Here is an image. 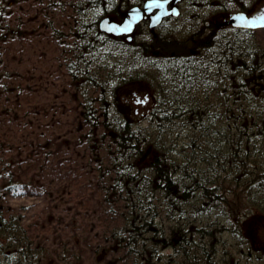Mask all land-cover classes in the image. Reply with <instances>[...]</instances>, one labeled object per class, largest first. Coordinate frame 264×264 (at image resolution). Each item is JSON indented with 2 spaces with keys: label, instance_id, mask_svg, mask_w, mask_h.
Here are the masks:
<instances>
[{
  "label": "flooded vegetation",
  "instance_id": "af4514ba",
  "mask_svg": "<svg viewBox=\"0 0 264 264\" xmlns=\"http://www.w3.org/2000/svg\"><path fill=\"white\" fill-rule=\"evenodd\" d=\"M147 1L99 0L98 9L103 10L102 19L108 18L122 25L131 18L130 9H143ZM159 1V4L147 9L131 33L116 34L107 29L100 31L101 18L96 22V31L101 34L99 36L105 35L112 45H121L125 49L134 45L138 50L146 51L151 64V73H147L153 72L152 81L146 80V92L140 93L134 89L136 83L130 84V88L135 90L132 94L125 90L130 85L119 86L110 105L118 106L117 110L125 113V119L131 123L139 120L128 117V112L142 115L143 120L149 123L156 107L158 111L164 110L160 107L165 103L164 100L181 101L180 132L185 136L182 135L180 141L188 144V135L197 130L198 137L199 134L203 136L200 139L197 137L200 146L205 143H223L218 136L219 132H224L222 118L232 119L234 128L228 136L227 150L229 156L234 158L231 167H239V172L234 176V168H231L233 182L227 181L225 196H215L212 200L195 198L198 185H190V188L186 184L182 186L178 192V199L183 200L178 205L180 220L188 214L189 207L193 208L191 214L195 211L206 212L185 224V230L190 225V230H203V235L199 231L196 237L185 232L182 236L186 240L196 238L199 241V253L212 256L211 264H264V50L259 34L264 26L237 27L229 22L236 13H242L249 19L262 16L264 1ZM102 42L105 41L96 40V44L102 45ZM234 45L242 48L238 54L227 49ZM222 48L225 49L220 57ZM168 62L177 64V68L184 72L185 68L196 72L191 92L183 91L188 89L184 82L189 75L184 79L175 77V67ZM189 66L192 67L189 69ZM250 66H255L256 70L251 72ZM159 69L161 74L158 76L165 77V81L170 84L178 80L182 88L181 91L176 90L172 99L173 88L164 87L156 81ZM242 69L245 70L243 74ZM120 92L124 102L119 97ZM140 94L144 99L140 98ZM192 98L193 104H187ZM104 104L107 105V102ZM184 108L194 111L197 117L195 124L190 120L183 124L186 117ZM173 109L176 111L178 108ZM255 112L261 113L259 120H254ZM207 127L209 129L205 130ZM198 171L196 169V175ZM189 194L192 195L191 200ZM207 232L210 234L207 235ZM163 236L158 238L162 242L166 240L165 234ZM157 249L152 247L151 251H146V258L140 251L132 253L131 264H159L155 261L157 252L153 251ZM162 250L169 252L167 248ZM120 253L121 249H116L114 256L109 258L108 253L104 252L94 264H122ZM161 264H168V260Z\"/></svg>",
  "mask_w": 264,
  "mask_h": 264
},
{
  "label": "trees",
  "instance_id": "16d2710c",
  "mask_svg": "<svg viewBox=\"0 0 264 264\" xmlns=\"http://www.w3.org/2000/svg\"><path fill=\"white\" fill-rule=\"evenodd\" d=\"M74 1L75 4H72L71 8L77 16V22L73 25L72 30L75 40L76 38L79 39L76 42V51L80 52L76 61L85 63L84 66L83 64L81 66L80 62H70L71 64L69 63L67 67L68 74L77 83L76 92L72 94V99L76 103L75 108L79 115L78 132L80 135H78V140L84 146L86 145L88 152H90L89 156L88 154L84 155L85 166L96 169L101 175L98 183L105 193V199L109 204V212L112 217L108 219V224L103 225V232L100 231L99 233L104 237L102 242L98 240L90 245L89 241H85L84 244H79L76 241L71 247H68L63 242V236L54 235L51 241L55 242L57 248L49 254L48 250L40 244L42 234L48 230H46L48 228L46 223L38 222L36 219L32 221L35 218L34 214L23 218L19 215L5 213V211H10L11 200L19 198L21 191L17 177L19 175H16L12 169L5 170V167L9 166L10 160L14 159L13 154H17V157L20 155L21 147L16 145L13 150H10L9 146L0 145L1 154L6 155L7 153V159L5 156L2 161L4 166L0 165V264H78L81 262L80 256L82 258L85 255L84 251L89 250L92 246H95V249L91 248L92 250L99 247L102 254L121 249L125 256L123 263L131 264L132 253L140 251V254H144L146 258V251H151L154 245L159 244L160 247L153 248H158V250L167 248L174 252L173 256H170L168 264H211L208 255L204 252L199 253V241L196 238L186 240L185 236H182L179 217V190L186 184L185 181H189L192 185H198L195 161L199 152L197 146L200 147L198 139L203 136L199 134L198 137L196 130L188 135L190 137L188 144L180 141L183 132H180L181 129L172 122L169 111L165 108H178L175 114L180 119L179 111H182L183 108L182 102L178 100L179 103L172 100L163 103V106L160 107H163L164 110L158 111L156 107L151 113L152 120L144 125L129 122L115 106L111 105L110 108H104L106 106L104 103L109 100L104 101L105 97L103 96L106 94L114 98L119 86L135 84L136 80L143 81L142 79L152 81L153 72L152 74L147 73L146 71L149 72L150 70L144 68L143 65V59L149 58L150 55L146 51L138 50L134 45L128 46L127 49H123L121 45H112L105 35L99 36L101 34L96 31V22L103 13L101 8L98 9L99 0ZM88 4L90 6L87 9ZM7 11V4L0 0V30L4 32L3 35H0V42L4 41L6 34L9 33L7 19L10 16V11ZM98 39L105 42H102V45L96 44ZM118 55H120L119 60L116 62ZM129 58H131L130 63L126 62ZM100 59L104 61L105 66L101 64ZM168 64L175 67V77L179 76V78L184 79L189 75L184 82L188 89L183 91L191 92L193 90L192 83L194 80L196 81V72L186 68L184 72L177 68V64L170 62ZM126 65H130L129 69L125 67ZM191 67L189 66V69ZM131 69L132 72L135 70V73L123 75V71L128 74ZM160 70L157 72L158 79L156 81L161 82L164 87L173 88L172 99L176 90L181 91L182 88L178 80L170 84L165 81L164 76V79L158 76L161 74ZM2 73L4 72L0 70V81L6 80V76ZM80 76L83 79L81 83L78 82L81 80L78 78ZM97 79L103 81V85L107 86L109 94L104 93L103 89L101 92L98 89L101 96L99 94L95 98L91 95L90 89H95L97 85L98 88L101 86V82L99 80L98 82ZM1 87H4L3 84ZM193 99L187 104H193ZM98 102L100 106H98ZM113 105H115L114 101ZM184 110L186 117L183 124L188 123L189 120L194 121L195 124L197 117H195L194 111L189 108H184ZM159 126L163 128H158ZM207 129L209 128L207 127L205 130ZM58 131L54 137H48L47 134L39 132L44 144L42 145L40 140L36 143L33 151L35 159L39 160L44 156L45 160L47 158L46 162L51 161L50 157L53 154L51 150H45V143H49L52 148L56 142L58 146L63 144L66 136L72 137L61 130ZM67 146L66 154L73 149V143ZM202 147H210V145L205 143L202 144ZM103 151L106 152L105 156L108 158L106 166L102 155ZM187 159H190L191 163H187ZM15 160L18 164L19 160L17 158ZM154 170L157 173H154ZM30 176L35 177L34 175ZM169 191L176 194L178 202H174V204L170 202L165 208L164 204L162 205V197L167 195ZM67 195L69 201H73L74 207L75 194L70 192ZM189 199L192 198L189 197ZM116 204L119 207H115ZM153 204H157L158 207ZM73 207H67V209L72 211ZM153 207L155 208L154 211H152ZM47 220L50 222L52 219ZM158 222L161 223L158 224ZM60 223L61 220H59L57 228L64 229ZM113 223L114 226L110 227ZM53 228L50 226L49 230L52 231ZM97 230L94 239L98 237ZM198 230L203 235V230ZM199 231L190 230L189 225L185 233L193 234L196 237L199 236ZM163 234H165L166 240L162 243L161 240L155 242L154 238H164ZM209 234L207 232V235ZM153 251L157 252V250ZM158 263L161 264L162 261Z\"/></svg>",
  "mask_w": 264,
  "mask_h": 264
},
{
  "label": "rangeland",
  "instance_id": "374dc122",
  "mask_svg": "<svg viewBox=\"0 0 264 264\" xmlns=\"http://www.w3.org/2000/svg\"><path fill=\"white\" fill-rule=\"evenodd\" d=\"M3 2L8 6L7 12L10 11V16L7 19L9 33L6 34V39L0 42V70L6 76V80L0 81L5 87L0 85V143H2L0 145L9 146L10 150L16 145L21 147L20 155L17 157V154H13L14 159L10 160L9 166L5 165V170L12 169L19 175L18 183L21 186L19 198L11 200L10 211L5 213L23 218L34 214L35 218L32 221L36 219L38 222L46 223L48 230L42 234L40 244L49 254L57 248L55 242L51 241L54 235L63 236V242L68 247L76 241L79 244L89 241L90 245L98 240L102 242L104 237L99 233L103 225L108 224L112 214L109 212L105 193L98 183L101 176L99 171L85 166L84 155L89 156L90 152L86 145L78 140L79 115L75 108L76 103L72 99L77 83L67 70L70 62H80L81 66L83 64L76 61L80 54L76 51V42L79 39L75 40L72 30L77 22V16L71 8L75 1L3 0ZM3 34L4 32L0 30V35ZM259 34L264 50V30H260ZM126 62L130 63L131 58ZM130 65L125 67L129 69ZM131 73H135V70L132 72L131 69L125 75ZM78 78L81 79L82 76ZM98 80L101 82L100 88L97 85L95 89H90L91 95L95 98L102 89L104 93L109 94L107 86ZM142 80V84L136 83L133 87L140 93L147 91V81ZM82 81L83 79L78 82ZM130 87L131 85L125 90L132 94L135 90ZM121 96L122 92L119 94V97ZM103 97L104 101L114 99L106 94ZM140 98L144 99L142 94ZM110 103L112 104L111 101L107 102L104 108H110ZM128 113V117L139 120L137 123L142 125L147 123L142 115ZM58 130L72 137L66 136L63 144L58 146L56 142L52 148L49 143H45V150H51L53 154L50 157L51 161L46 162L47 158L45 160L44 156L39 160L35 159L33 151L36 143L40 140L41 144H44L39 132L54 137ZM72 143L73 149L66 154L67 145ZM105 153L102 152L106 166L108 158ZM5 156L7 159V153L2 155L0 152V165ZM15 158L19 160L18 164ZM70 192L75 194L74 207L73 201L70 202L67 195ZM67 207H73V210H68ZM115 207L119 206L116 204ZM205 213L203 211L202 216ZM49 218L52 219L50 222L47 220ZM59 220L64 229L57 228ZM49 223L54 227V231L49 230ZM112 226L114 223L110 227ZM96 229L98 237L94 239ZM91 248L95 249V246ZM91 248L84 251L85 255L82 258L80 256L81 262L78 264H94L101 258L99 247L96 250Z\"/></svg>",
  "mask_w": 264,
  "mask_h": 264
},
{
  "label": "bare ground",
  "instance_id": "6f19581e",
  "mask_svg": "<svg viewBox=\"0 0 264 264\" xmlns=\"http://www.w3.org/2000/svg\"><path fill=\"white\" fill-rule=\"evenodd\" d=\"M144 9V8H143ZM140 9V10H143ZM146 12V11H145ZM143 12V14L145 13ZM236 14H242V13H236ZM234 14V15H236ZM264 15V14H263ZM233 16V15H232ZM232 24V23H231ZM234 25V24H233ZM237 27H245V26H238L235 25ZM224 49L222 48L219 51V56L222 57L223 53H224ZM230 52L234 53V54H238L242 48L240 46L234 45V46H230L227 48ZM101 60V64L104 65V61ZM110 64H112V62H110ZM143 65L144 68L150 70L151 64H150V58H145V60L143 59ZM250 70L251 72L256 70V67L254 66H250ZM123 71V70H122ZM245 70L242 69L241 73L243 74ZM147 72V71H146ZM123 75H125V71H123ZM138 84H142V82L140 80H136L135 81ZM112 102V100H109L108 102ZM164 102H167L166 100H164ZM111 104V103H110ZM165 104V103H164ZM169 114L170 117L172 119V122L176 125V127L181 128L180 127V121L178 119V117L175 114V111L172 108H169ZM121 113V112H120ZM122 116H124L121 113ZM173 116V117H172ZM261 116L260 112H255L253 113V118L254 120H259ZM232 119L230 117H226V118H222L221 124L222 127L224 128V132H219L218 136L220 138H222V140L224 141L223 143H209L210 147H202L200 149V147L197 146V150H199V152L197 153V158L195 161V168L198 171L197 175H196V179H197V188L195 189L196 191V195L195 198L197 197H201V198H207L209 200H212V198H214L215 196H225V191H226V184L227 181L229 182H233V177L231 175V168H234V176H236L239 172V167L234 166L231 167V162L234 158H231L229 156V150H227V140H228V136L231 135L233 128H234V124H231ZM158 128H163L162 126H159ZM217 144V145H214ZM199 145V144H198ZM235 154H240L239 152H235ZM241 155L243 157H245L243 155V153H241ZM187 163H191L190 159L186 160ZM192 168V167H190ZM200 172V175H199ZM154 173H157V171L154 170ZM199 180V181H198ZM235 183L237 182V180L234 178ZM186 186L188 188H190V182L187 181L185 182ZM185 192V190H184ZM190 197H192V195H190ZM162 205L166 208V206L171 202L172 204H174V202H178V200L176 199V194L174 192L169 191V193H167V195L162 197ZM219 201V199H218ZM180 202H183V200L181 199ZM156 207L157 204H153ZM155 208H152V211H154ZM193 212V208L189 207L188 209V214L182 218L180 220V225L182 226V230L183 233L185 232V224L187 225L190 221H192L193 219H195L196 217H200L202 216V212L200 211H195L194 214H191ZM189 214H191L189 216ZM179 217H180V213H179ZM155 242H158V237H155ZM162 243V241H161ZM158 244V243H156ZM153 247H160V244L157 246H153ZM172 254H174V252L169 251V252H165L162 249H157V257H156V263H158L159 261H166L169 260L170 256H173ZM120 255H122V261H125V256L123 255V252L121 250ZM114 256L113 252H109L108 253V257L112 258ZM208 258H210V260L212 259V256H208ZM195 261V260H194ZM122 264H124L122 262Z\"/></svg>",
  "mask_w": 264,
  "mask_h": 264
},
{
  "label": "water",
  "instance_id": "95a60500",
  "mask_svg": "<svg viewBox=\"0 0 264 264\" xmlns=\"http://www.w3.org/2000/svg\"><path fill=\"white\" fill-rule=\"evenodd\" d=\"M159 0H151L147 1L145 8L143 10H138V9H132L129 11V14L131 16L130 19H127L122 25L112 23L110 26H108V20H103L101 23V28L102 30L106 29L112 30L117 33H124L128 32L126 31H121V29H128L129 25L131 26V30L135 27L136 23H138L143 15V12L147 11V9L151 6L159 4ZM230 23L238 26H245V27H258V26H264V15L258 17L257 19H249L247 18L244 14H236L233 15L229 21ZM108 26V28H107ZM130 30V31H131Z\"/></svg>",
  "mask_w": 264,
  "mask_h": 264
},
{
  "label": "snow or ice",
  "instance_id": "6c2138e0",
  "mask_svg": "<svg viewBox=\"0 0 264 264\" xmlns=\"http://www.w3.org/2000/svg\"><path fill=\"white\" fill-rule=\"evenodd\" d=\"M130 31L131 30V26L129 25L128 29H121V31Z\"/></svg>",
  "mask_w": 264,
  "mask_h": 264
}]
</instances>
